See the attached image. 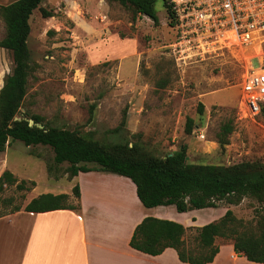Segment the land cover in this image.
<instances>
[{
  "label": "rangeland",
  "instance_id": "1",
  "mask_svg": "<svg viewBox=\"0 0 264 264\" xmlns=\"http://www.w3.org/2000/svg\"><path fill=\"white\" fill-rule=\"evenodd\" d=\"M0 1L4 5L14 2ZM41 7L53 15L45 17L39 7L30 18L31 71L23 111L43 115L52 125L90 132L110 143L132 142L138 139L132 134H141L144 147L160 157L185 144L192 163L264 161V112L248 113L241 99L243 59L225 55L180 67L170 49L175 31L164 0L155 3L157 24L145 15L134 18L132 8L117 1L45 0ZM5 31L0 18V40ZM252 63L260 67L258 58ZM13 67L11 52L0 47V89ZM165 76L169 81L159 87ZM200 103L204 105L202 113L198 111ZM93 106L94 118L89 120ZM125 110L126 128L112 131L121 123ZM188 117L195 120L191 133L185 131ZM226 122L234 125V131L223 149L217 134ZM201 133L204 139L199 137ZM6 150L0 151V171H12L29 187L32 181L38 185L28 190L5 187L0 192V213L24 207L28 198L47 192H71L68 201L76 202L72 189L77 181L64 173L69 163L56 165L50 146H26L17 140ZM51 164L49 173L47 166ZM3 198H11V202L3 204ZM263 207L246 197L239 204L223 201L217 208L198 209L197 215L200 221L205 217L214 221L231 209L255 226ZM178 214V219L187 220L188 215ZM196 235L195 226L186 232L191 246L197 245Z\"/></svg>",
  "mask_w": 264,
  "mask_h": 264
},
{
  "label": "trees",
  "instance_id": "2",
  "mask_svg": "<svg viewBox=\"0 0 264 264\" xmlns=\"http://www.w3.org/2000/svg\"><path fill=\"white\" fill-rule=\"evenodd\" d=\"M45 0H16L8 5H0V18L5 23V36L0 47L11 52L14 62L0 89V151H5L13 141H22L26 146H50L54 152V163L68 162L64 173L73 179L79 172L102 170L129 177L136 186L137 195L145 207L174 205L180 213L194 209L217 208L225 201L239 204L250 197L264 205V161L248 160L232 165L192 163L188 158V146L183 144L179 150L160 157L149 150L139 140L141 134H132L138 138L132 142H105L96 139L90 132L50 124L45 116L23 111L22 107L28 91L31 71V54L28 38L31 32L30 18L40 7L45 17L52 12L41 7ZM132 8L134 18L145 15L157 24L159 17L155 9L157 0H110ZM168 20L172 27L176 25L173 4L164 0ZM169 77V75H166ZM160 79L159 87H164L168 78ZM204 105L199 104L198 111L203 112ZM92 107L89 120L94 118ZM264 112V110H263ZM15 116L33 118L45 127L30 126L24 118L14 120ZM128 112L124 111L121 123L112 131L126 128ZM195 120L188 117L185 131L191 133ZM234 131L231 122L224 123L217 134L218 142L224 149L229 143V135ZM93 164V165H91ZM52 173L53 165L47 166ZM59 178V175L55 176ZM25 180H18L10 170L0 176V192L5 187L16 185L17 189H30ZM73 194L80 198V186L74 185ZM68 193H43L33 198L25 210L44 212L79 206L69 203ZM11 202L3 198L2 203ZM15 206L9 212L20 210ZM262 209V208H261ZM7 212V213H9ZM7 213H0V216ZM190 227L183 223L154 216H146L135 228L130 245L142 252L158 255L166 248H174L181 261L191 264H208L214 261L220 251L218 239L231 242L236 253L248 260L264 263V207L258 212L255 226L238 218L231 209H227L218 220L203 226H197L196 246H191L186 238Z\"/></svg>",
  "mask_w": 264,
  "mask_h": 264
},
{
  "label": "crops",
  "instance_id": "3",
  "mask_svg": "<svg viewBox=\"0 0 264 264\" xmlns=\"http://www.w3.org/2000/svg\"><path fill=\"white\" fill-rule=\"evenodd\" d=\"M73 180L80 186L76 209L27 211L25 206L33 199L28 198L20 210L0 216V264H191L181 261L172 247L158 255L133 248L134 230L146 216L174 220L186 227L212 221V217L200 221L198 209L182 212L188 215L182 221L174 205L145 207L134 182L124 175L90 170L79 172ZM65 193L71 196V192ZM218 243L220 251L208 264H264L239 255L231 242Z\"/></svg>",
  "mask_w": 264,
  "mask_h": 264
},
{
  "label": "built area",
  "instance_id": "4",
  "mask_svg": "<svg viewBox=\"0 0 264 264\" xmlns=\"http://www.w3.org/2000/svg\"><path fill=\"white\" fill-rule=\"evenodd\" d=\"M170 1L176 19L170 49L176 63L187 68L194 61L225 55L243 59L242 103L252 115L263 113L264 0ZM253 58L260 67H254Z\"/></svg>",
  "mask_w": 264,
  "mask_h": 264
},
{
  "label": "water",
  "instance_id": "5",
  "mask_svg": "<svg viewBox=\"0 0 264 264\" xmlns=\"http://www.w3.org/2000/svg\"><path fill=\"white\" fill-rule=\"evenodd\" d=\"M26 119L30 126L36 125L39 128H44L45 126L42 123L35 122L33 118L23 117V116H15L14 120Z\"/></svg>",
  "mask_w": 264,
  "mask_h": 264
}]
</instances>
